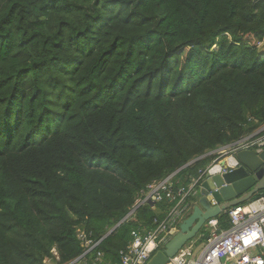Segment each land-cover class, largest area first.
<instances>
[{
  "label": "trees",
  "instance_id": "1",
  "mask_svg": "<svg viewBox=\"0 0 264 264\" xmlns=\"http://www.w3.org/2000/svg\"><path fill=\"white\" fill-rule=\"evenodd\" d=\"M263 43L264 0H0V264H69L78 227L118 264L172 205L104 237L140 191L264 125Z\"/></svg>",
  "mask_w": 264,
  "mask_h": 264
},
{
  "label": "built area",
  "instance_id": "2",
  "mask_svg": "<svg viewBox=\"0 0 264 264\" xmlns=\"http://www.w3.org/2000/svg\"><path fill=\"white\" fill-rule=\"evenodd\" d=\"M257 131L234 143L220 146L205 156H213L211 162L199 169L196 176L189 179L187 185L175 187L172 176L150 185L146 191H140L132 205L129 218L140 206L149 201L161 202L165 198L172 205L164 217L153 219L149 229H133L141 238L147 237L158 242V247L147 256L138 259V250L132 247L133 237L119 250L118 264H146L151 256L164 247L172 233L177 232L181 221L192 211L198 196V189L204 176H211L209 169L215 168V174H223L240 165L235 153L240 149H254L256 153L264 148V134ZM214 174V175H215ZM227 228H220L217 217L206 221L207 237L200 248L194 244L182 247L166 264H254L257 259L264 260V193H260L243 203L229 207ZM126 218V219H127ZM106 234L104 235V237ZM76 238L82 251L69 264H105L103 253L97 248L101 239L95 240L90 231L76 228ZM249 243H245V241ZM52 256L45 258V264H52L58 253L53 247Z\"/></svg>",
  "mask_w": 264,
  "mask_h": 264
},
{
  "label": "water",
  "instance_id": "3",
  "mask_svg": "<svg viewBox=\"0 0 264 264\" xmlns=\"http://www.w3.org/2000/svg\"><path fill=\"white\" fill-rule=\"evenodd\" d=\"M191 160L183 167L204 157ZM240 165L229 172L205 175L202 179L198 198L190 214L179 224L178 230L164 247L157 250L146 264H166L182 247L194 239L206 221L219 216L233 205L243 203L257 193H264V148L256 153L254 149H240L235 153ZM153 204V201H149ZM128 212L106 235L122 223Z\"/></svg>",
  "mask_w": 264,
  "mask_h": 264
},
{
  "label": "clouds",
  "instance_id": "4",
  "mask_svg": "<svg viewBox=\"0 0 264 264\" xmlns=\"http://www.w3.org/2000/svg\"><path fill=\"white\" fill-rule=\"evenodd\" d=\"M217 171L218 169L215 168L209 169L211 175H214ZM131 235L134 238L132 247L138 250V259L147 256L158 247V242L152 239H149L147 237L141 238L137 235L136 232H132ZM245 243H249V241L246 240ZM254 264H264V260L257 259L256 261H254Z\"/></svg>",
  "mask_w": 264,
  "mask_h": 264
},
{
  "label": "rangeland",
  "instance_id": "5",
  "mask_svg": "<svg viewBox=\"0 0 264 264\" xmlns=\"http://www.w3.org/2000/svg\"><path fill=\"white\" fill-rule=\"evenodd\" d=\"M262 47H264V43L262 44ZM257 131H260V134H264V125H262ZM204 229H205L204 230L205 232L208 231L206 227H204ZM200 234L198 235L197 238L195 237L194 239H192L191 241H189L185 246H188V245L192 244L194 241L198 242V239L200 237ZM196 242H195V246L198 247V248H200L202 246V244L205 243V241L200 242V244L199 243H196Z\"/></svg>",
  "mask_w": 264,
  "mask_h": 264
},
{
  "label": "crops",
  "instance_id": "6",
  "mask_svg": "<svg viewBox=\"0 0 264 264\" xmlns=\"http://www.w3.org/2000/svg\"><path fill=\"white\" fill-rule=\"evenodd\" d=\"M197 198H198V196H197ZM196 201H197V199L195 200V203H196ZM195 203H194V205H195ZM194 205H193V206H194ZM200 236H201V235H200ZM195 242H196V241H194L192 244L195 245ZM196 243H198V242H196Z\"/></svg>",
  "mask_w": 264,
  "mask_h": 264
}]
</instances>
